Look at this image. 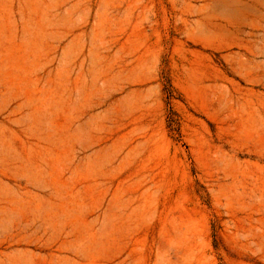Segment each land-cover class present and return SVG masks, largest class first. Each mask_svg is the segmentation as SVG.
<instances>
[{
    "label": "rangeland",
    "instance_id": "rangeland-1",
    "mask_svg": "<svg viewBox=\"0 0 264 264\" xmlns=\"http://www.w3.org/2000/svg\"><path fill=\"white\" fill-rule=\"evenodd\" d=\"M0 264H264V0H0Z\"/></svg>",
    "mask_w": 264,
    "mask_h": 264
}]
</instances>
